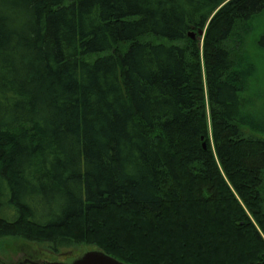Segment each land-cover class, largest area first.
<instances>
[{
    "label": "trees",
    "instance_id": "obj_1",
    "mask_svg": "<svg viewBox=\"0 0 264 264\" xmlns=\"http://www.w3.org/2000/svg\"><path fill=\"white\" fill-rule=\"evenodd\" d=\"M263 13L264 0H0V240L264 264V81L234 58ZM254 44L264 54V30ZM111 211L146 224L140 246Z\"/></svg>",
    "mask_w": 264,
    "mask_h": 264
},
{
    "label": "rangeland",
    "instance_id": "obj_2",
    "mask_svg": "<svg viewBox=\"0 0 264 264\" xmlns=\"http://www.w3.org/2000/svg\"><path fill=\"white\" fill-rule=\"evenodd\" d=\"M250 29H253L254 33L252 35H250L249 37H247L246 40V44H245V49L240 50L239 48L236 50V54L234 55L235 61L238 60V65H248V60L255 64L254 66L255 71L257 70L258 73L257 77H259L261 80L264 81V54L259 52L256 47H255V38H256V34L258 35L261 31L264 30V13L259 15L257 18H255L253 20L252 24H249ZM245 37V38H246ZM200 40H202V38H200ZM246 50V51H245ZM247 53L248 58L247 59H243L241 57V53ZM247 61V63H245ZM243 67V66H242ZM246 68V67H245ZM250 68V67H249ZM248 68V69H249ZM247 71V70H246ZM248 72V71H247ZM260 72V75H259ZM253 73H252V77H253ZM251 77V78H252ZM250 78V79H251ZM248 79V85L250 87L253 88L252 91V95H245V99L248 96L252 97V102L251 104H255L257 102L256 99V93L258 89H255L256 86V82H254V80L252 81V79L250 80ZM261 87L263 89H261V91H264V82H263V86L262 84H260ZM246 100L245 103H247ZM250 103V102H249ZM113 211L110 212V216L112 215V218L109 219V223L112 224H117L120 226V228H123V230L119 229V236L120 238L124 239L127 235V232H131L132 234L136 235V241L134 243V246L136 245H141L142 243V239L143 237L146 235V231L143 232V226H145L146 224H138V231H142L143 235L140 234L138 231H133V227H134V223H129V224H125L123 222L119 223L120 220V216L115 215L114 213H112ZM112 213V214H111ZM117 217V218H116ZM134 218H137L139 220L140 217L138 216H134ZM136 221V219L134 220V222ZM52 233H48L46 235V238L48 240H50L52 238ZM47 241H36V242H31L29 240H24V239H20L17 237H8L5 239L0 240V261L3 264H35L38 262H41L42 259H47L50 262L53 261H63V259L65 260L67 257L72 259L75 258L77 256H79L82 252L84 251H88V250H94V249H99L96 245L93 244H77V245H72L70 246V248H61V250L59 252H55L52 249H50V244ZM149 242L150 246H153L152 242ZM146 246V245H145ZM101 250V249H99ZM136 250V249H135ZM135 250L133 249V251L128 252L127 254L129 255H133L140 257L139 253L135 252ZM66 253V254H65ZM139 254V255H137ZM42 255V256H41ZM67 255V256H66ZM142 259V257H140ZM145 261V260H144ZM151 263V262H150Z\"/></svg>",
    "mask_w": 264,
    "mask_h": 264
},
{
    "label": "water",
    "instance_id": "obj_3",
    "mask_svg": "<svg viewBox=\"0 0 264 264\" xmlns=\"http://www.w3.org/2000/svg\"><path fill=\"white\" fill-rule=\"evenodd\" d=\"M195 32L190 31L188 36L192 39L195 38ZM197 34L201 36L202 30H198ZM49 264H126L113 256L105 253L102 250L94 249L88 250L80 254L79 256L68 260L67 262L54 261Z\"/></svg>",
    "mask_w": 264,
    "mask_h": 264
},
{
    "label": "flooded vegetation",
    "instance_id": "obj_4",
    "mask_svg": "<svg viewBox=\"0 0 264 264\" xmlns=\"http://www.w3.org/2000/svg\"><path fill=\"white\" fill-rule=\"evenodd\" d=\"M42 256V255H41ZM50 261H48L47 259H42L41 262L35 263V264H48Z\"/></svg>",
    "mask_w": 264,
    "mask_h": 264
}]
</instances>
